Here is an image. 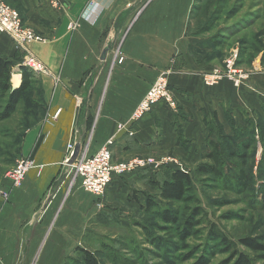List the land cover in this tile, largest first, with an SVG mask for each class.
I'll use <instances>...</instances> for the list:
<instances>
[{
    "label": "crops",
    "instance_id": "0c3cea01",
    "mask_svg": "<svg viewBox=\"0 0 264 264\" xmlns=\"http://www.w3.org/2000/svg\"><path fill=\"white\" fill-rule=\"evenodd\" d=\"M5 1L45 41L22 47L9 33L0 32L1 58L20 65L31 55L44 66L34 73L42 89L41 113L18 145V157L32 159L35 166L20 186L7 180L0 185L7 192L6 199L0 195V264H29L35 239L23 233H66L70 225L64 212L78 213L88 204L78 186L64 196L73 175L66 163L70 143L92 154L111 139L116 162L135 155H173V168L192 173L212 145L222 147L229 137L238 145L249 130L256 138L260 135L264 70L253 62L248 83L239 87L227 78L205 84L204 73L215 66L198 53L215 52L217 43L190 30L194 0H150L135 21L136 11L148 0H65L59 7L45 0ZM92 5V15L85 19ZM162 73L176 95L177 108L160 101L133 122L135 107ZM155 174L142 170L114 175L105 193L95 196L113 205L130 187L157 193L149 182ZM59 206L54 218L52 210ZM49 217L55 221L44 223Z\"/></svg>",
    "mask_w": 264,
    "mask_h": 264
},
{
    "label": "rangeland",
    "instance_id": "374dc122",
    "mask_svg": "<svg viewBox=\"0 0 264 264\" xmlns=\"http://www.w3.org/2000/svg\"><path fill=\"white\" fill-rule=\"evenodd\" d=\"M2 1L19 13L10 2ZM149 1L136 11L134 21ZM190 16V30L195 32L194 34L205 35L207 39L217 43L215 52L198 53L199 59L211 61L215 66L211 71L204 73L203 81L208 73L216 70L220 73L228 71V63L225 61L230 57L233 58L231 68L241 70L247 75L240 85L248 83L253 72V62H260L264 70V0H194ZM19 17L24 27L33 30L24 22L20 13ZM25 46L27 45L22 47ZM120 48L121 43L117 46L116 53ZM18 66L12 70L11 84L14 75H20L18 82H21ZM223 78L229 79L227 76L221 79ZM36 92V85L32 84L31 89L8 114L7 99L0 100V185L4 180L9 182L5 177L6 172L20 158L16 151L18 139L40 116L41 107L38 106ZM136 156L146 157L144 155L133 157ZM148 156L174 158L173 155ZM112 162L116 161L113 159ZM258 162L261 163V168H264V157H261L260 149L256 150L254 161L250 159L247 165L249 164L250 168L254 167L255 170ZM67 165L71 167L70 163ZM155 176L162 175L156 172ZM257 176L258 183L243 194L228 186H219L212 178L201 176L203 184H197L195 195L200 207V213L196 216L199 224L190 235L182 238L179 233H183L181 230L183 221L194 206L191 199L169 203L167 209L177 211L178 222L174 225L164 224L156 217V209L150 212L144 209L145 201L150 194L130 187L126 194L116 197L113 201L115 204H103V196L96 197L83 193L73 172L64 196L67 194L69 196L71 188L78 186L84 197L89 198L88 200L86 198L88 204L85 203L83 211L79 210L78 213L70 209L64 212L63 219L66 217L65 220L70 225V230L66 233L44 231L23 233L24 236L35 239L33 244L37 248H32L29 264H80L83 257L80 249L83 248L91 250L101 264H190L198 257L205 258L207 264H226L228 254L223 252L220 243L215 244L218 246L214 245L216 241L209 238V228L214 224L219 230L234 238L264 231V170L257 172ZM75 179L78 181L77 184H73ZM256 193L258 196L254 198ZM154 201L159 207L167 205L159 198ZM55 209L52 210L54 215L60 210V206L56 211ZM50 218L44 223H49ZM54 221L55 219L51 222ZM48 242L51 246H47ZM56 244L58 247H55ZM64 244L65 247L60 248L59 245ZM185 256L188 258L184 259Z\"/></svg>",
    "mask_w": 264,
    "mask_h": 264
},
{
    "label": "trees",
    "instance_id": "16d2710c",
    "mask_svg": "<svg viewBox=\"0 0 264 264\" xmlns=\"http://www.w3.org/2000/svg\"><path fill=\"white\" fill-rule=\"evenodd\" d=\"M15 66L16 64L12 61L0 57V100L2 98L7 99V114L13 111L15 105L31 89L32 84L36 85L38 106L42 108L43 99L40 81L27 67L18 66L21 73V82L18 87L12 88L11 74ZM21 138L22 136L16 143V151H18ZM257 141L261 144V157H264V125H260L258 138L252 130H249V133L244 135V140L239 142L238 145L235 144L233 137H229V143L224 144L222 147L216 144L212 145L211 151L204 155V159L193 169L192 173L176 167L173 168V163L162 165L157 171L146 169L149 172H161L162 176L153 175L150 178V184L156 186L158 191L154 195L149 193L150 195L145 201V211L150 212L156 209V217L164 224L174 225L178 222L177 211L167 209L168 204L191 199L194 206L183 221L181 229L183 233H179L182 238L187 237L199 224L196 216L200 213V207L195 195L197 194V184H203L202 177L212 178L219 186H228L240 194L249 191L256 182L258 183L257 172L260 173L261 169L264 170V168H261V163L258 162L259 165L256 166L255 170L254 167L250 168V165H247L250 159L254 161ZM166 174L168 175L166 176ZM256 192H258V188H256ZM257 196L256 193L254 198ZM157 198L167 205L159 207V204L154 201ZM208 235L212 241H216L214 245L220 243L223 252L228 254L226 264H264V231L234 238L211 224ZM80 250L83 254L80 264H101L91 250L86 248ZM187 258L188 256H185L184 259ZM190 264H207V262L205 258L198 257Z\"/></svg>",
    "mask_w": 264,
    "mask_h": 264
},
{
    "label": "built area",
    "instance_id": "2783aa9c",
    "mask_svg": "<svg viewBox=\"0 0 264 264\" xmlns=\"http://www.w3.org/2000/svg\"><path fill=\"white\" fill-rule=\"evenodd\" d=\"M53 7H59L64 4L65 0H45ZM95 5L90 6L84 13V18L89 19ZM73 28L76 23H70ZM0 32L9 33L19 46L27 45L34 41H45V38L33 30L24 27L21 24L19 13L10 6L0 0ZM236 56L237 51L234 53ZM233 58H228L225 63H228V71L220 73L218 70L208 73L204 76V82L207 85H212L220 80L223 76H227L235 86L240 85L242 80L247 78V75L241 70L231 68ZM22 66L27 67L34 73L44 71V66L39 60L26 55ZM163 101L170 109L177 108V98L172 88H170L164 73L159 75L153 84L147 90L145 96L138 103L137 107L132 113V121L140 120L146 113H148L156 103ZM59 110L56 111L54 117H57ZM112 140L109 139L106 144L99 147L94 153L88 154L86 150H79L73 162H69L75 145L70 143L68 145L69 156L66 163H70L71 169L74 172L75 178L79 180L81 188L84 192L96 196L103 195L107 186L110 184L114 175H124L126 173L142 171L151 169L157 171L162 165L168 163H177L175 158L161 157L154 158L146 157H132L124 161L112 162L111 146ZM34 161L28 157L18 158L11 168L6 172L5 177L11 183V186H20L26 173L33 168ZM0 195L6 199L7 192L0 189Z\"/></svg>",
    "mask_w": 264,
    "mask_h": 264
},
{
    "label": "water",
    "instance_id": "95a60500",
    "mask_svg": "<svg viewBox=\"0 0 264 264\" xmlns=\"http://www.w3.org/2000/svg\"><path fill=\"white\" fill-rule=\"evenodd\" d=\"M19 86V82L16 84V83H12V88H16ZM80 150V146L77 144L75 145L74 149H73V152H72V155L69 159V162H73V160L75 159V157L77 156L78 152Z\"/></svg>",
    "mask_w": 264,
    "mask_h": 264
},
{
    "label": "bare ground",
    "instance_id": "6f19581e",
    "mask_svg": "<svg viewBox=\"0 0 264 264\" xmlns=\"http://www.w3.org/2000/svg\"><path fill=\"white\" fill-rule=\"evenodd\" d=\"M16 74H19V72H16ZM18 76H20V75H14V77H13V83H18V79H19V77Z\"/></svg>",
    "mask_w": 264,
    "mask_h": 264
}]
</instances>
